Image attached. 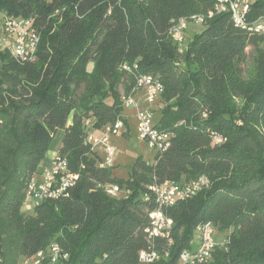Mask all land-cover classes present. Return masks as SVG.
Wrapping results in <instances>:
<instances>
[{"label": "trees", "instance_id": "obj_1", "mask_svg": "<svg viewBox=\"0 0 264 264\" xmlns=\"http://www.w3.org/2000/svg\"><path fill=\"white\" fill-rule=\"evenodd\" d=\"M215 3L0 0L3 16L28 18L39 33L32 59L0 46V264H22L52 243L65 256L58 264H178L204 222L229 234L190 264H264V34L249 28L264 17V0L249 4L244 26ZM192 15L202 28L181 49L169 30ZM145 74L163 86L153 103L164 105L150 109L168 145L150 161L137 155L119 177L86 136L122 120L128 137L125 101ZM58 130L57 155L76 178L24 214ZM201 175L209 185L172 205L159 206L149 188ZM157 208L172 220L168 236L144 230ZM141 250L157 257L144 263Z\"/></svg>", "mask_w": 264, "mask_h": 264}, {"label": "built area", "instance_id": "obj_2", "mask_svg": "<svg viewBox=\"0 0 264 264\" xmlns=\"http://www.w3.org/2000/svg\"><path fill=\"white\" fill-rule=\"evenodd\" d=\"M253 0H216L215 8L217 11H230L234 22L238 25H245V14L249 8V4ZM211 13H209L210 15ZM189 20L196 23H202L200 16L192 15L190 18H180L170 28L169 33L172 38L179 44L183 41V30L187 27ZM250 29L264 34V17L253 22ZM7 36L13 40V49L11 54L19 60H28L34 57L39 42V33L31 25L28 18L3 16V27L0 34V46L4 45ZM137 93L143 95V99L147 103H152L162 92V84L150 74L140 75L137 79ZM140 91V92H139ZM135 95L126 99L125 105H131L135 108L136 128L138 135L148 147L154 152L164 149L168 145L169 135L166 132L159 131L153 122V112L149 107H142L134 98ZM124 128V129H123ZM123 129V130H122ZM125 130L122 120H117L113 124H106L100 129L99 134L88 132L86 142L91 145L94 150L102 151L101 166H113L115 160L116 148L109 140L111 135H120ZM222 138L215 136L213 142L220 143ZM75 175L70 174L67 170L66 160L55 155L52 165L48 169L42 171V177H33L26 189L25 202L33 200L35 205L48 197H57L66 188L72 185ZM209 185V179L205 175H201L195 179L184 182L165 181L161 184H154L149 188L154 192L156 200L161 205H172L178 200H182L194 195L203 187ZM106 192L112 196L119 193V189L115 185L106 186ZM150 224L144 230L149 237L168 236L172 226V220L166 217L160 208L150 213ZM196 247L191 250L183 251L180 255L178 264H190L195 261H206L210 258L214 241V226L211 222H204L197 225ZM50 256V260L46 264H58L60 258L65 257L60 253V249L56 243H52L46 252L40 251L32 258H23L22 264H44L45 255ZM157 257L154 251L141 250L139 252L140 261L146 263Z\"/></svg>", "mask_w": 264, "mask_h": 264}, {"label": "rangeland", "instance_id": "obj_3", "mask_svg": "<svg viewBox=\"0 0 264 264\" xmlns=\"http://www.w3.org/2000/svg\"><path fill=\"white\" fill-rule=\"evenodd\" d=\"M2 27H3V14L0 13V34L2 31ZM201 27H202V23H196V22H193L192 20H189L187 27L183 30L184 39L179 44L181 49L185 48L186 43L190 39L191 35L194 32L199 31ZM13 43H14V40L10 36H7L3 47H7V48H10V50H12ZM87 68L90 70L92 68V63H89ZM148 104H151V105H147V107L152 108V109L161 108V106L164 105V103L161 100H156L155 104L153 102L148 103ZM130 106H132V104ZM132 108L126 107L124 109V112L126 113V120L129 126L128 137L122 134L117 135V136L111 135L109 137L110 142L116 148L115 160L112 166L113 172L115 173V175L119 177H125V178L128 177L132 163L134 159L137 157V155L141 154L143 155L144 159H147L148 161H150L155 153L153 149L148 147V145L143 140L140 139L137 128H136V121L134 118L135 108L134 106H132ZM61 138H62V130H58L55 133L51 141L50 147L47 150V153L43 159V162L49 159V157H51L53 153L58 150L60 143H61ZM97 150H99L102 154V151L100 149H97ZM121 195H123V193H118V196H121ZM33 204H34L33 200H28L23 205L22 212L24 214H31L33 211L32 210L34 206ZM228 234H229V231H219L215 229V233H214L215 243L223 244L226 241ZM197 237L198 236L196 232L194 233V238L191 242L192 248L196 247Z\"/></svg>", "mask_w": 264, "mask_h": 264}, {"label": "crops", "instance_id": "obj_4", "mask_svg": "<svg viewBox=\"0 0 264 264\" xmlns=\"http://www.w3.org/2000/svg\"><path fill=\"white\" fill-rule=\"evenodd\" d=\"M202 28V27H201ZM200 30V29H199ZM134 98L138 101V102H142V103H146L147 104V102H145L144 101V99H143V95L140 93V94H136L135 96H134ZM149 105V104H148ZM126 106V105H125ZM126 107H128V108H132V106H130V105H127ZM133 109V108H132ZM135 110V109H134ZM134 114H135V112H134ZM123 115H124V117L126 118V113L125 112H123ZM134 118H135V116H134ZM135 121H136V119H135ZM96 134H99L100 133V130L99 131H97V132H95ZM123 133V132H122ZM121 133V134H122ZM120 134V135H121ZM117 136V135H116ZM58 151V150H57ZM57 151L56 152H54L53 153V155L51 156V157H49V159H47V160H45L44 162H43V160L41 161V163H40V165H39V169H38V172H37V174H36V178H41L42 177V171L44 170V169H48L49 167H51V165H52V160H53V158H54V156L55 155H57ZM147 160V159H146ZM197 243V242H196Z\"/></svg>", "mask_w": 264, "mask_h": 264}]
</instances>
